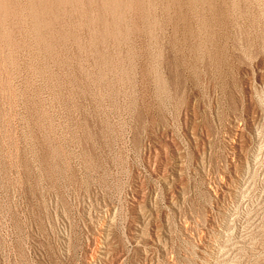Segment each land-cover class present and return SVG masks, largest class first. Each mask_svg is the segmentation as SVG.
<instances>
[{
    "label": "rangeland",
    "instance_id": "1",
    "mask_svg": "<svg viewBox=\"0 0 264 264\" xmlns=\"http://www.w3.org/2000/svg\"><path fill=\"white\" fill-rule=\"evenodd\" d=\"M64 1L0 0V264H264V0Z\"/></svg>",
    "mask_w": 264,
    "mask_h": 264
},
{
    "label": "bare ground",
    "instance_id": "2",
    "mask_svg": "<svg viewBox=\"0 0 264 264\" xmlns=\"http://www.w3.org/2000/svg\"><path fill=\"white\" fill-rule=\"evenodd\" d=\"M34 1H35V0H34ZM46 1H47V0H46ZM60 1H61V0H60ZM63 1H64V0H63ZM73 1H74V3H75L76 0H73ZM106 1H107V0H106ZM106 1H105V2H106ZM200 1H204V0H200ZM64 2H65V1H64ZM68 2H69V0H68ZM70 2H71V1H70ZM105 2H104V3H105ZM108 2H109V1H108ZM190 2H191V4H193V6H194L196 0H190ZM1 3H2V2H1ZM37 3H38V2H37ZM56 3H57V2H56ZM61 3H62V2H61ZM71 3H72V2H71ZM106 3H107V2H106ZM41 4H42V3H41ZM50 4H51V3H50ZM50 4H49V5H50ZM58 4H59V2H58ZM75 4H76V3H75ZM35 5H36V4H35ZM37 5H39V4H37ZM43 5H44V3H43ZM55 5H56V4H55ZM60 5H61V4H60ZM63 5H64V4H63ZM46 6H47V5H46ZM50 6L52 7V4H51ZM53 6H54V3H53ZM1 7H2V6H1ZM35 7H36V6H35ZM54 7H55V6H54ZM57 7H58V5H57ZM105 7H106V6H105ZM39 8H40V7H38L37 10H39ZM42 8H44V10H45V7H42ZM52 8H53V7H52ZM52 8H51V9H52ZM46 9H47V8H46ZM54 9H55V8H53V11H54ZM57 9H58V8H57ZM37 10H36V11H37ZM44 10H43V11H44ZM48 10H49V9H48ZM36 11H34V14H35V13L38 14V11H37V12H36ZM41 11H42V10H41ZM45 13H47V11H46ZM39 14H40V12H39ZM41 15H42V14H41ZM37 16H39V15H37ZM39 17H40V16H39ZM97 17H98V16H97ZM42 18H43V17H42ZM94 18H96V16H94ZM92 19H93V18H92ZM92 19H91V20H92ZM97 19H98V18H97ZM93 21H95V19H93ZM96 21H97V20H96ZM90 22H91V21H90ZM93 23H94V22H93ZM93 23H92V24H93ZM95 23H96V22H95ZM92 24H91V25H92ZM109 24H113V23L111 22V23H109ZM106 25H107V24H106ZM107 29H108V28H107ZM109 29H110V26H109ZM112 30H113V26H112ZM110 34H111V33H110ZM91 48H92V47H91ZM93 49H94V47H93ZM93 51H94V50L91 51V49H90L91 54H92V53L94 54V56H93V57L95 58L94 60L99 61V60H103V59H104V61H105V59H106V56H105V55H106V54L103 53L104 50H103V51H102L101 49L99 50L98 47H97V49H96L94 52H93ZM86 52H87V51H86ZM87 53H88V52H87ZM104 54H105V55H104ZM87 55L90 57L89 54H87ZM86 57H87V56H86ZM93 57H92V59H93ZM107 59H108V58H107ZM96 61H95V62H96ZM95 62H94V63H95ZM100 63H101V62H100ZM96 64H97V63H96ZM98 66H99V65H98ZM95 67H96V68H94V69H97V65H96ZM83 69H84V68H83ZM97 72H98V71H97ZM98 73H102V72H98ZM92 74H93V73H92ZM92 74H91V75H92ZM100 75L103 76V74H100ZM100 75L97 74V76H100ZM97 76H95V78H96ZM157 77H158V76H157ZM98 78L100 79V77H98ZM101 78H102V77H101ZM102 79H103V78H102ZM157 79H158V78H157ZM157 79H156V80H157ZM159 81H160V80H159ZM157 83H158V82H157ZM157 85H158V84H157ZM159 85H161V84L159 83ZM162 87H163V85H162ZM158 89H159V87H158ZM104 251H105V250H104ZM220 264H222V263H220Z\"/></svg>",
    "mask_w": 264,
    "mask_h": 264
}]
</instances>
